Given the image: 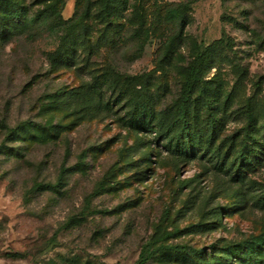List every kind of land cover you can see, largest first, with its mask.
<instances>
[{"label": "rangeland", "instance_id": "1", "mask_svg": "<svg viewBox=\"0 0 264 264\" xmlns=\"http://www.w3.org/2000/svg\"><path fill=\"white\" fill-rule=\"evenodd\" d=\"M2 1L0 264H239L226 250L264 237V0H190L180 21L172 0ZM62 20L80 23L63 62ZM222 38L186 117L204 146L172 153L185 71ZM105 72L143 76L161 125L125 126L109 84L68 93Z\"/></svg>", "mask_w": 264, "mask_h": 264}, {"label": "trees", "instance_id": "2", "mask_svg": "<svg viewBox=\"0 0 264 264\" xmlns=\"http://www.w3.org/2000/svg\"><path fill=\"white\" fill-rule=\"evenodd\" d=\"M101 1L103 6L110 9L115 0ZM2 3L7 9H9V5L4 0ZM189 4L190 0H183L173 4L176 8L171 11V19L174 21L183 20L186 10H189ZM10 11L12 16H20L19 9H12ZM61 24L66 28L65 30L68 31V34L65 35L63 42L58 49L62 51L61 55L57 58L56 53H54L52 54V58L61 59L63 62L68 60V54L72 52V45L75 41L74 33L77 29H80V23L73 24L71 20H62ZM10 26L11 25H7L6 22H0V40L5 41L10 35H12V28L16 27V24H12V28H10ZM219 44L229 46V42H226L225 38L214 42L212 45L205 48L204 51H199L196 54L192 65L185 71L187 73L186 81L184 82L183 90L178 100V110L175 116L176 120L172 126L173 129H177L179 127L183 134H181V137H177L176 134H172L171 127H168L165 130V135L168 138L166 146L172 153L185 154L195 149L201 150L204 146L203 133L198 131L189 132L186 117L188 115V109L192 101V96L199 87L201 74L212 63V56H220L221 54ZM68 63L71 64L70 62ZM108 84L110 87H113L114 93H117L114 104L119 105L123 102V105L126 106L127 112L125 116L120 118L125 126L136 132H145L155 129L157 125H161L160 122H157L156 112H154L151 108L152 97L146 93L147 82L144 80L143 76L128 77L122 84L119 85L116 80L112 79V75L109 72H105L94 78L92 84L83 85L78 89L79 91L72 90L68 93L72 97H79L80 95L82 96L92 93V91H98L99 95H101V90H103V88ZM67 94L65 93L63 97ZM110 105V103L101 105L99 102L96 105H89L86 108L89 112L93 111L95 108L97 110H109ZM205 105H208V100H206ZM162 120L163 118L159 121ZM20 131L28 133L31 131V128L24 125L20 128ZM0 151H3V149ZM260 203H262V206L264 207V198L260 200ZM226 252L229 253L230 258L234 259L236 262L239 261V264H264V237H256L245 242L244 245L238 244L233 248H228ZM148 259V255L146 256L145 253V256L143 255V259L140 264L144 263V261L146 263ZM224 263V261H219L217 264Z\"/></svg>", "mask_w": 264, "mask_h": 264}, {"label": "crops", "instance_id": "3", "mask_svg": "<svg viewBox=\"0 0 264 264\" xmlns=\"http://www.w3.org/2000/svg\"><path fill=\"white\" fill-rule=\"evenodd\" d=\"M172 1H178V2H180V1H183V0H172Z\"/></svg>", "mask_w": 264, "mask_h": 264}]
</instances>
